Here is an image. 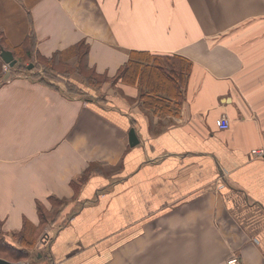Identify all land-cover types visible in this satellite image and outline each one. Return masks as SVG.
<instances>
[{"label":"crops","instance_id":"crops-1","mask_svg":"<svg viewBox=\"0 0 264 264\" xmlns=\"http://www.w3.org/2000/svg\"><path fill=\"white\" fill-rule=\"evenodd\" d=\"M81 41L110 78L132 52L190 62L181 100L175 84L156 90L169 112L146 108L145 67L141 92L138 78L106 83L102 108L12 69L0 86V237L33 233L36 202L55 197L70 203L51 264H264V0H0V50L19 63ZM90 165L107 171L78 190Z\"/></svg>","mask_w":264,"mask_h":264},{"label":"trees","instance_id":"trees-1","mask_svg":"<svg viewBox=\"0 0 264 264\" xmlns=\"http://www.w3.org/2000/svg\"><path fill=\"white\" fill-rule=\"evenodd\" d=\"M31 38L28 37L25 41ZM24 41V46H25ZM88 45L81 41L76 45L68 48L64 51H56L50 58H42L37 57L40 62L45 65L46 74L54 73L57 76L65 74V72H71L72 74H77L79 77L84 79V82L89 86H98L100 90L102 85L107 83L108 77L106 75L97 74L93 68L88 65ZM192 64L187 62L186 60L179 57H170V56H159L153 55L150 53H139L132 52L130 53L128 61L117 71L116 75L112 78L113 83L117 80L123 83H135V79L138 78L139 89L141 92V88L144 86L143 81L140 79L139 67H145L141 71V76L146 82L145 89L146 91L139 94V100L142 101L146 108H150L154 113H164L163 111H168L170 108V101L168 98H165L161 95H157L158 91H162L161 93H169L172 89L174 90V85H185L186 80L188 79L189 72ZM24 64L20 63L18 66L19 69H23ZM148 68V69H147ZM33 77L36 79L38 75L34 74ZM38 80V79H37ZM38 81L44 82L39 79ZM105 82V83H104ZM177 82V83H176ZM69 84V83H68ZM70 86V85H69ZM145 88V87H144ZM184 87L177 92H179L178 101L180 102L182 97V91ZM69 92L74 94H79L80 91H76L73 87H69ZM156 91V92H155ZM83 94V93H81ZM169 112V111H168ZM86 176V172L84 175L78 179L77 182H72L71 185L74 186L77 183L80 185L81 182ZM77 184V185H78ZM76 187V186H75ZM48 201H51L53 206H63L65 208L68 206L66 200H59L55 197H50ZM37 213L39 217V223L44 221L43 213H45L44 208L40 202H36ZM65 215L66 213L63 212ZM37 228V227H35ZM26 228L18 233V241L23 246H30L29 243V230L26 232ZM34 231V229H33ZM31 233V232H30ZM15 234V233H14ZM32 234V233H31ZM12 246L10 243L6 241L5 238L0 237V251L6 253V250L10 249ZM9 251V250H8ZM21 252V251H20ZM21 254V253H20ZM23 254V253H22ZM24 255L26 253L24 252ZM2 257V256H1Z\"/></svg>","mask_w":264,"mask_h":264},{"label":"rangeland","instance_id":"rangeland-1","mask_svg":"<svg viewBox=\"0 0 264 264\" xmlns=\"http://www.w3.org/2000/svg\"><path fill=\"white\" fill-rule=\"evenodd\" d=\"M30 63L33 64L34 74L38 75V78H36V80L41 79L44 82L53 81L54 83L60 82L64 85L63 87H65V90L67 91L69 95L79 97L80 99H83V100L91 101L94 104L96 103L100 108L104 107L103 105L106 104V101H107L106 95H107V91L109 90V87L106 85L105 82H104L105 86L102 85V88L99 90L98 86L88 87V84L84 82V79L79 77L77 74H72V71L69 73L65 72V74L60 75L61 77L57 76L54 73H51L49 75L46 74L45 65L42 62H40L37 57L26 60L24 62V67H26ZM19 72H20V75L28 77L29 73L27 69L25 68L19 69ZM13 78L14 77H10L7 83L11 82ZM112 78L108 77L106 82L110 84L113 83ZM103 86L105 88L104 90H103ZM69 87H73L76 91H80V93L74 94V93L69 92L68 91ZM87 168L84 171L86 172L85 178L82 181H80L81 184L86 181V178L92 172L103 173L107 171L105 167H101L100 165L98 166L90 165ZM81 184L76 185V188L78 190L81 187ZM78 190L76 191V193L78 192ZM66 201L68 204L70 203V201L68 200ZM42 207L45 210V213H43L44 221L39 223V226L34 229L32 234L29 232V234L27 235L29 236L28 238L29 242L27 243H29L28 245L30 246L26 247V246L21 245L18 241V236H13L10 239L3 237L12 246H10V249H8L9 251L6 250V253H3L0 251V257L2 256V258L8 261H11V262H22L23 264H36V262L41 261L43 259L42 262H44V264L45 263L51 264V262L47 259V257H49L48 244L51 238L50 237L51 231L61 227L65 223L66 219H68L69 217L68 215H65L63 213L64 212V210H62L63 206H56V205L53 206V204L50 203L49 209H47L46 206H43V204H42ZM24 252L26 253V255H24ZM231 260H235L236 261L235 264L238 263L237 257L233 256L231 257V259L227 261V264Z\"/></svg>","mask_w":264,"mask_h":264},{"label":"water","instance_id":"water-1","mask_svg":"<svg viewBox=\"0 0 264 264\" xmlns=\"http://www.w3.org/2000/svg\"><path fill=\"white\" fill-rule=\"evenodd\" d=\"M0 58L2 59L3 62L9 64L11 67H18L19 66V61H17L13 54L5 49L0 50ZM33 67V64H28L27 69L30 70ZM129 143L131 146L135 145L138 143V138L136 136V132L133 128L130 129L129 131ZM0 264H23L22 262H11L8 261L2 257H0Z\"/></svg>","mask_w":264,"mask_h":264},{"label":"built area","instance_id":"built-area-1","mask_svg":"<svg viewBox=\"0 0 264 264\" xmlns=\"http://www.w3.org/2000/svg\"><path fill=\"white\" fill-rule=\"evenodd\" d=\"M12 69L13 68L10 67L8 64H6V63L2 64V72H3V74H6V75L0 77V85L5 84L9 81V77H10V73H11ZM216 125H217V127L221 128V129H227L229 127V121L225 117H220L216 120ZM255 155L264 156V148L257 149L255 151ZM235 263H236L235 260H231L228 262V264H235Z\"/></svg>","mask_w":264,"mask_h":264}]
</instances>
